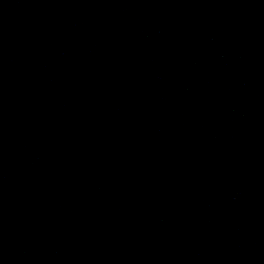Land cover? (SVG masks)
<instances>
[{"label":"water","instance_id":"95a60500","mask_svg":"<svg viewBox=\"0 0 264 264\" xmlns=\"http://www.w3.org/2000/svg\"><path fill=\"white\" fill-rule=\"evenodd\" d=\"M0 264H264V0H0Z\"/></svg>","mask_w":264,"mask_h":264}]
</instances>
